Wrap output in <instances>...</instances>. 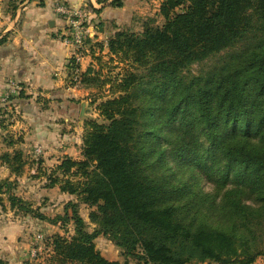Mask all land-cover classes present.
Returning a JSON list of instances; mask_svg holds the SVG:
<instances>
[{"label":"trees","instance_id":"trees-1","mask_svg":"<svg viewBox=\"0 0 264 264\" xmlns=\"http://www.w3.org/2000/svg\"><path fill=\"white\" fill-rule=\"evenodd\" d=\"M158 15L160 26L151 20L140 34L120 30L108 39L111 63L123 65L118 73L115 63L103 81L92 67L80 75L85 88L109 86L115 95L97 106L106 123L85 122L81 159L64 157L46 174L45 188L93 209L95 228L89 232L78 207L66 204L63 217L47 220L65 222L70 209L74 235L55 237L47 264H130L102 257L94 245L100 235L137 264L264 260V0H160ZM225 50L220 64L184 75ZM174 133L188 152L186 140L200 133L212 168L224 163L205 207L166 170ZM12 145L0 161L19 175L27 161ZM13 187L0 181V207L7 196L11 208L45 220Z\"/></svg>","mask_w":264,"mask_h":264},{"label":"crops","instance_id":"crops-1","mask_svg":"<svg viewBox=\"0 0 264 264\" xmlns=\"http://www.w3.org/2000/svg\"><path fill=\"white\" fill-rule=\"evenodd\" d=\"M4 1L0 0V39L8 36L0 41V91L5 90L10 78L24 87V96L12 99L8 104L15 112H20L23 123H26L22 126L28 133L21 149L30 153L33 148H41L44 166H57L64 157L80 160L85 122L94 119L93 113L88 112L92 106L85 97L90 88L71 89L66 85L67 62L73 52L61 40L66 21L55 14L54 8L58 3L72 9L87 8L90 15L85 28L89 46L94 48L101 44L107 51V41L117 31L140 34L144 23L135 26L134 18L139 19L140 14L150 15L152 2L153 13L158 15L160 0H118L122 5L120 8L110 5L113 0H40L41 7H36L34 0L27 2L29 4L21 11L5 9ZM146 6H149L147 11ZM91 62L89 56L84 57L81 73ZM17 126L21 127L20 124ZM31 189L25 188L27 192ZM54 190L45 188L38 194L45 196L43 194ZM57 191L61 200L73 198L60 193L59 189ZM23 193L20 196L29 199V193L27 196H24L25 191ZM10 219L15 218L0 211V258L9 264H18L24 256V249L18 241L25 240L27 230L21 221Z\"/></svg>","mask_w":264,"mask_h":264},{"label":"rangeland","instance_id":"rangeland-1","mask_svg":"<svg viewBox=\"0 0 264 264\" xmlns=\"http://www.w3.org/2000/svg\"><path fill=\"white\" fill-rule=\"evenodd\" d=\"M33 1L34 0H6L4 1V8L9 11H15L17 9H19L18 11H21L27 4ZM35 1L37 2L36 7H41V1ZM148 7L149 6H146V11L147 9H149ZM153 9L154 3L152 2L150 4V15L140 14L139 19H137L136 16L134 18L136 22L135 26H142L143 23L147 24L151 20H153L157 25H162V18L157 14H154ZM7 36L8 34L1 38L0 41H4ZM94 48L89 47L88 49V56L90 57V60L92 62L89 63L88 66H86L85 70L88 67H92L94 71L100 74L99 76L101 78L97 80L103 81V79H106L109 73H111L112 65H115L116 62H114V60L116 59H113V62L111 63V58L107 51L102 50V52H100L97 47ZM226 52L227 50L218 53L217 55L205 61V63L192 65L189 70L186 71V73L184 72V75L196 76L202 71L213 68V66L220 64L224 60ZM116 65L118 64L116 63ZM78 66L79 65L75 63L72 57L68 59L67 68L69 72L66 79V85L71 89L84 87L82 84V76H80L79 83H76L71 79L72 71ZM122 67L123 65L119 64L118 68L113 70V73H118V71H120L118 69H121ZM85 70L83 71V73L85 72ZM6 85L8 86L5 88V90L0 91V96L10 93L11 88L15 86H17L19 90L10 99L12 100L24 96L23 85L21 83H18L15 79H8L6 81ZM108 89L109 86H93V88L89 89L90 92L85 95L88 100V105L92 106L91 109H88V112H92L93 114L91 116H93L94 119H98L100 123H106V121L99 117L97 106L101 101L107 100L108 98L115 95V93L112 94L111 92H109ZM9 107L12 106H0V156L9 149L8 142L11 141V143L13 144L11 148L22 151L27 164L24 166L23 172L21 174L15 175L9 168L1 164L0 161V165L4 166L0 167V181L8 180L10 183L14 184L11 192L17 197L22 198L20 194H24V191L26 192L24 196H27V193H29V199H22L31 204L33 211L38 210L39 213H41L45 217V220H38L37 218L33 217V214H25L23 212L20 213L15 208H11L9 202L7 201V196H2V198L4 199V206L0 207V211L6 214V216H8L9 218H15L10 220L21 221L26 227L27 235L25 240L23 239L18 241L20 243V247L24 249V256L20 258L18 264H47L48 261L53 257L51 242H53L55 237L70 239L74 235V224L69 217L70 209L66 212L68 213V218L65 220V222L59 221L57 224H52L51 222H49V220L55 219V217L58 216L63 217L64 206L66 204L73 203L78 207L79 214L86 223L87 230L89 232H92L95 228V225L89 221L88 214L93 209L87 207L86 205L80 204L74 196L73 198H69L68 200H61L62 198L60 199V196H58L59 194L57 191V187H54L55 190L53 192L48 191L46 194H43L45 196H40L38 194L40 190L45 189L47 179L46 174H48L55 166H51V164H49L48 166H44L45 160L41 158L43 155V150L41 148H33L32 151L29 150L30 153L28 152V150L24 151L21 149V144L23 143L22 141L24 140L25 135L28 133V130L26 127H24L26 123H23L20 112H15L13 108ZM17 124H20L21 127L19 128ZM176 126L178 125L176 124ZM177 134L178 133H174L173 135H171L170 140L168 141L169 147L167 151L169 152L174 149V152L168 156V159L165 162V164L168 166L166 170L168 172H176V175L178 176L177 178L181 182L188 183L190 185V189L195 194H197L199 198H202V207H205L208 201V197L216 194V190L219 187V178L224 171V163L220 162L219 165L212 168V162L208 159L207 153L208 142L200 133H198L197 139H195L193 142L189 139L186 140L187 145L189 144L188 150H191L190 152L180 149L181 140H179V138H175ZM8 151H10V149ZM188 164L191 165L188 166ZM235 172H237L236 169L234 171H231L230 173L231 175H234ZM26 186L32 188L31 191L33 190L34 193L31 191L27 192V190H25ZM228 188H230L229 184L222 188V191H225ZM220 197L221 194L219 198ZM219 198L217 200H219ZM59 205L62 206L60 207ZM206 220L210 223H213L212 219ZM36 233H42L44 235V239L41 243H38L34 240V236ZM94 245L96 251L108 261H118L122 263L127 260L130 264H137V262L133 259H125L122 255L121 250L118 249L114 245V243L110 241L106 236H98L94 241ZM34 251H36V253H34ZM7 264L9 263L7 262ZM190 264L214 263L193 262ZM253 264H264V260L258 258Z\"/></svg>","mask_w":264,"mask_h":264},{"label":"built area","instance_id":"built-area-1","mask_svg":"<svg viewBox=\"0 0 264 264\" xmlns=\"http://www.w3.org/2000/svg\"><path fill=\"white\" fill-rule=\"evenodd\" d=\"M56 15L64 18L66 25L62 31L61 40L66 45L72 48V58L75 63L79 65L71 73V79L79 83L81 75V61L85 56H88L89 44L87 40L89 39L88 32L85 28V24L90 15V11L87 8L72 9L65 4H57L54 8ZM18 87H12L10 93L0 96V106H6L10 103L11 97L18 91ZM44 239L42 233H36L34 240L41 243ZM36 253V251H34Z\"/></svg>","mask_w":264,"mask_h":264}]
</instances>
